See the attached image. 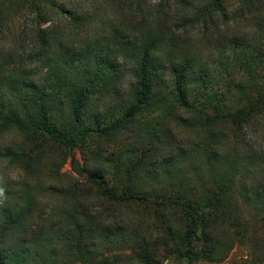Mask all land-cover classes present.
Returning a JSON list of instances; mask_svg holds the SVG:
<instances>
[{"label": "trees", "instance_id": "obj_1", "mask_svg": "<svg viewBox=\"0 0 264 264\" xmlns=\"http://www.w3.org/2000/svg\"><path fill=\"white\" fill-rule=\"evenodd\" d=\"M0 190V264H264V0H0Z\"/></svg>", "mask_w": 264, "mask_h": 264}, {"label": "rangeland", "instance_id": "obj_2", "mask_svg": "<svg viewBox=\"0 0 264 264\" xmlns=\"http://www.w3.org/2000/svg\"><path fill=\"white\" fill-rule=\"evenodd\" d=\"M206 53V51L204 52ZM13 142H16L15 140H11ZM12 144V143H9ZM59 156V152H55L52 155H50V157H48V159L45 161L44 166H43V179L44 181H50V176L47 175L49 173V168L52 167V165L54 164V160L57 159V157ZM75 161H78L83 169L85 170V163L83 160L82 155L79 152H76L75 157L74 158H69L66 165L64 167H61L60 172L65 174L66 179H74L76 181H81L84 177L80 178L78 177V175L74 172L73 170V164ZM59 165V164H58ZM57 167V165L55 166ZM9 172L12 174V176L14 175V177H18V173L16 172V170L14 168L10 169ZM55 204H57L56 202H54ZM245 214L250 217V213L249 212H245ZM132 219V217L126 218L127 222L124 223L125 227L129 230V232H131V227H132V222L129 223V221ZM248 255V251L246 250V248L242 247V246H237V248L230 254L229 258L221 263V264H243L245 258ZM163 264H214V263H208V262H190L187 260H180L177 259L175 256H171L169 257L166 261L163 262Z\"/></svg>", "mask_w": 264, "mask_h": 264}, {"label": "water", "instance_id": "obj_3", "mask_svg": "<svg viewBox=\"0 0 264 264\" xmlns=\"http://www.w3.org/2000/svg\"><path fill=\"white\" fill-rule=\"evenodd\" d=\"M73 170L78 175V177H80V178L84 177L85 170L83 169L82 165L78 161L74 162Z\"/></svg>", "mask_w": 264, "mask_h": 264}, {"label": "clouds", "instance_id": "obj_4", "mask_svg": "<svg viewBox=\"0 0 264 264\" xmlns=\"http://www.w3.org/2000/svg\"><path fill=\"white\" fill-rule=\"evenodd\" d=\"M130 2L133 4V6L136 5L137 0H130ZM158 2V0H150V4H156ZM174 2V0H173ZM209 3H211V0H209ZM241 7L243 8V0H241ZM145 11H147V9H145ZM245 15L247 16V12H245ZM13 179H15V177H13ZM3 195V191L0 190V196Z\"/></svg>", "mask_w": 264, "mask_h": 264}]
</instances>
